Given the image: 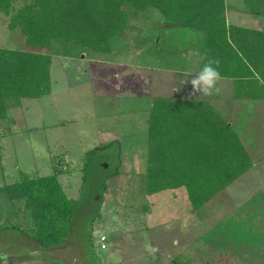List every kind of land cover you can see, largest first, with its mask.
<instances>
[{
    "label": "rangeland",
    "instance_id": "1",
    "mask_svg": "<svg viewBox=\"0 0 264 264\" xmlns=\"http://www.w3.org/2000/svg\"><path fill=\"white\" fill-rule=\"evenodd\" d=\"M234 6L239 10L241 0ZM254 18L264 30V16ZM7 21L0 14V47L22 48L23 39L6 29ZM159 21L155 13L141 23L147 43L139 45L130 32L109 52L54 42L51 93L6 110L0 120V226L16 225L27 235L0 234V264H91L90 243L98 264H264V105L233 103L228 82L219 95L191 96L190 80L204 58L202 36L160 28ZM171 48L177 56L168 55ZM159 97L206 99L225 110L232 124L239 110L241 116L251 107L260 114L256 124L247 122V114L237 126L248 147L250 132L255 135L252 167L199 209L191 208L185 190L147 192L148 116ZM113 140L120 145L99 152L84 173L85 154ZM117 153L119 172L99 196L106 174L100 167L114 168ZM49 174L77 204L66 242L40 250L29 237L32 206L26 198L11 199L6 188Z\"/></svg>",
    "mask_w": 264,
    "mask_h": 264
},
{
    "label": "trees",
    "instance_id": "2",
    "mask_svg": "<svg viewBox=\"0 0 264 264\" xmlns=\"http://www.w3.org/2000/svg\"><path fill=\"white\" fill-rule=\"evenodd\" d=\"M244 3L248 12L264 16V0ZM226 8V0H0V14L8 19L6 29L23 39L22 48L0 47V120L21 99L51 93L54 42L75 41L93 51L109 52L113 41L136 32L135 42L143 45L149 40L140 36L141 23L155 13L161 17L160 28L200 33L204 58L199 69L218 58L224 79L233 81V103L264 102V32L228 25ZM167 53L175 57L179 52L171 48ZM239 130L225 110L206 99H152L148 194L185 190L191 208L199 209L252 167L251 146ZM119 145L113 140L88 151L83 172L99 152ZM121 163L117 153L114 168L100 167L106 174L99 196ZM6 190L11 199L26 198L32 206L35 227L29 237L38 249L61 246L70 237L77 201L66 195L56 174L28 177ZM7 231L27 235L16 225L0 226V234ZM89 247V261L98 264L92 243Z\"/></svg>",
    "mask_w": 264,
    "mask_h": 264
},
{
    "label": "crops",
    "instance_id": "3",
    "mask_svg": "<svg viewBox=\"0 0 264 264\" xmlns=\"http://www.w3.org/2000/svg\"><path fill=\"white\" fill-rule=\"evenodd\" d=\"M234 1L235 0H231L230 1L231 6H229V1H228V3L226 2V5H227V8H226V21H227V24L228 25H232V26H239V27H242V28H247V29H250V30H259V31H263L264 32L263 29H260L261 28L260 25L262 24L261 20H258L256 18H254V16H258L259 14L248 12L246 10V8H245L244 0H241V8H239V10H237L235 8V6H234ZM249 15H251V16H249ZM259 16H263V15H259ZM227 82L229 84H231V93L233 94V87L234 86H233V81L232 80L223 79V81L221 82L220 86L221 87H227L228 86L230 88V85L227 84ZM256 103L264 105V102H257V101L248 102L249 105H253V106ZM238 105H240V104L238 103ZM251 108H249L246 113L248 114V117L250 115V117H249L250 119L247 122H250L251 126H252V124L254 125V124H256V122L259 121L258 118L260 117V114L256 113L257 111L255 110V108H252V109ZM241 113H243V112H241L239 110L238 113L236 114V118H235V122H234V124L236 126H240L239 122L244 121V118L247 117V114L246 115L243 114L241 116ZM261 118L264 120V116L261 117ZM250 123H249V125H250ZM250 133H251V135L249 136L250 137L249 140L251 142L250 146H251V150L254 152L255 147H256L254 141H256V138H255V135L253 134V132H250Z\"/></svg>",
    "mask_w": 264,
    "mask_h": 264
},
{
    "label": "clouds",
    "instance_id": "4",
    "mask_svg": "<svg viewBox=\"0 0 264 264\" xmlns=\"http://www.w3.org/2000/svg\"><path fill=\"white\" fill-rule=\"evenodd\" d=\"M221 61L218 58H211L192 76L190 83L192 86L191 96L213 97L221 93V82L224 77L220 71ZM184 81L183 83H188Z\"/></svg>",
    "mask_w": 264,
    "mask_h": 264
},
{
    "label": "built area",
    "instance_id": "5",
    "mask_svg": "<svg viewBox=\"0 0 264 264\" xmlns=\"http://www.w3.org/2000/svg\"><path fill=\"white\" fill-rule=\"evenodd\" d=\"M98 245H99V250L101 251L107 248L106 238L104 236H101V238L99 239Z\"/></svg>",
    "mask_w": 264,
    "mask_h": 264
}]
</instances>
